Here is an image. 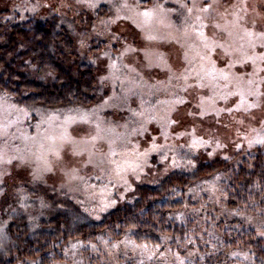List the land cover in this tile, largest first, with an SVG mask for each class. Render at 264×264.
<instances>
[{"label": "rangeland", "instance_id": "1", "mask_svg": "<svg viewBox=\"0 0 264 264\" xmlns=\"http://www.w3.org/2000/svg\"><path fill=\"white\" fill-rule=\"evenodd\" d=\"M22 1L0 0V10L13 8ZM31 1L38 3L44 11L54 10L67 15H73L77 10L87 11L91 20L94 7L118 3V15L115 32L107 41L110 52L98 56L89 52L94 45L92 41L96 40L95 35L77 40L80 58L95 62L98 99L94 105L46 113L35 107L21 106L0 94V153H3V160H0V243L6 235V224L17 213L18 203L26 205L39 199L37 204L27 206L31 209L43 204L46 197H56L60 201L70 198L98 220L100 215L129 201L139 184H153L173 171L227 160L238 153H252L259 148L264 151V144H249V140L264 137V95L249 97L258 107L237 111L234 103L237 97L221 99L222 95L236 90V81L225 87L227 82L220 80L218 85L204 89L189 88L185 92L184 82L175 78L184 67L196 66L198 60V49L189 51L195 37L188 40L184 36L183 20L187 13L179 7L184 0H151L148 4L143 0ZM138 2L142 7L164 4L169 9L164 23L154 22L144 26L143 30L137 27L140 18L136 16L138 9L135 5ZM125 3L128 8L123 7ZM243 3L244 0H219L220 6L211 15L219 20L218 13L225 10L238 12L240 8L232 5ZM246 3V9L240 14L249 23L256 21L254 30L258 33L264 29V0H246ZM77 23L82 26L79 17ZM205 31L210 32V29ZM149 34L156 39L148 40ZM230 42L234 48L244 43L239 36H234ZM185 51H189L190 58H193L192 65L184 63ZM255 51L259 54L264 50L257 46ZM222 59L217 60L218 68H226ZM253 67L262 65L236 64L231 71L243 81L254 80V87L264 93V84L260 83L264 72L253 76ZM177 98H182L185 103L177 104ZM200 98H205L207 111L204 115H200L202 109L197 107ZM70 115H87L89 120L88 123L77 120L67 126L74 144L63 143L60 139L64 122ZM169 118L179 122L170 124ZM97 124L100 125V138L92 141L91 136L97 133ZM53 137L56 138L55 145L63 146V160H57L50 154L54 147ZM194 137L207 143L193 148ZM110 140L115 141L111 145L117 152L114 157L109 155ZM74 146L86 149L84 154L73 155ZM9 159L11 163L7 162ZM112 160L120 167L111 163ZM222 177L217 173L203 182L199 181V186L189 191L197 196L192 198L199 203L198 206H186L180 209L181 212L174 213L180 218L187 217L189 212L186 209L191 208L199 221L193 235L197 237H193L194 249L181 254L164 245L166 240L163 245L152 246L139 244L127 236L112 241L106 231H100L95 242L71 241L59 252L64 260L53 264H208L213 254L207 249L222 248L220 245L225 248V254L229 252V257L245 258V253L228 246V241L233 239L230 235L232 231L254 230L264 239L260 235L264 232V212L230 210L223 201L224 197H220ZM204 194L207 197H200ZM207 202L213 209V215L203 208ZM47 204L50 205L46 207L49 212L51 203L47 201ZM24 262L37 263L25 260L17 264Z\"/></svg>", "mask_w": 264, "mask_h": 264}, {"label": "trees", "instance_id": "2", "mask_svg": "<svg viewBox=\"0 0 264 264\" xmlns=\"http://www.w3.org/2000/svg\"><path fill=\"white\" fill-rule=\"evenodd\" d=\"M117 5L108 3L94 7L92 20L87 11L77 10L73 15L44 11L31 0L1 9L0 94L21 106L35 107L46 113L94 105L98 99L95 62L80 58L77 40L95 35L97 41H92L94 45L89 52L94 56L110 52L107 41L115 32ZM217 173L223 176L220 197H224L230 210L264 212V151L259 148L227 160L173 171L153 184H139L129 201L100 215L98 220L70 198L60 201L46 197L43 204L31 209L27 206L37 204L39 199L37 203H18L17 213L8 220L6 235L0 243V264L25 260L53 264L64 260L59 252L71 241L95 242L100 231H106L112 241L127 236L139 244L159 246L166 240L164 245L184 254L195 248L193 237L196 236L193 235L199 221L191 208L186 209L187 217L180 218L174 213L186 206H198L192 198L197 196L189 191ZM47 201L51 203L49 212ZM203 208L213 215L208 202ZM230 237L233 239L228 241V246L247 256L231 258L220 245L222 248L207 249L213 254L208 264H264V239L257 232L232 231Z\"/></svg>", "mask_w": 264, "mask_h": 264}, {"label": "snow or ice", "instance_id": "3", "mask_svg": "<svg viewBox=\"0 0 264 264\" xmlns=\"http://www.w3.org/2000/svg\"><path fill=\"white\" fill-rule=\"evenodd\" d=\"M144 4L151 3V0H143ZM189 3L191 6H189ZM219 0H210V2H200L197 0H184L180 3L179 7L184 9L187 15L184 17V36L188 40L195 39L193 43L189 45V51L193 48H197L196 57H198L196 66L184 67L183 71L179 76L175 78L182 80L184 82L183 91L187 92L189 88L204 89L207 87H212L213 85H218L220 80L227 82L225 87H228L233 81H236V90L229 91L225 95L221 96V99L227 100L231 96H235L238 99L234 102L235 109L237 111L244 110L247 111L251 108L258 107L259 105L250 101L249 97H258L264 95L260 93L254 85L256 82L252 79L243 81L242 78L233 75L232 69L236 64L245 65L250 63L252 66L262 65V67L256 68L253 67L252 75L255 76L258 72H264V51L257 54L255 49L259 46L264 50V29L258 33L254 30L255 20H252L250 23L245 21L244 17L240 14L243 12L247 3L244 0L242 5H232L233 8H240L238 12L229 13L225 10L222 13H218L219 20L211 15L213 11H217L219 7ZM123 7L128 8L129 5L125 3ZM135 8L138 9L136 16L140 18V22L137 23V27L143 30L144 26H149L154 22L164 23L167 18V13L169 9L165 8L162 3L152 4L151 7H142L141 3H137ZM204 14H208L207 16ZM231 16L232 19H226V17ZM191 21V22H190ZM220 21H224L221 23ZM135 22V21H134ZM206 29H210V32H206ZM218 30V31H217ZM234 36H239L241 41L244 43L240 44L239 48H234L233 44L230 42ZM148 40H154L156 37L149 34L146 37ZM198 41V43H196ZM189 51L183 53V61L187 65H192L193 58H190ZM237 53L239 56L237 57ZM215 54V59L213 55ZM223 58V59H222ZM226 65V68H218L217 60H221ZM169 71L171 67L169 66ZM192 80L193 83H189ZM261 84H264V77L261 78ZM207 99H211L208 97ZM177 104L185 103L182 98H177ZM197 107L202 109L200 115L206 114L207 109L205 108V98H200ZM175 110V109H174ZM231 111V109H228ZM219 114V110H217ZM134 115H139L134 113ZM191 115V113H189ZM77 120L88 123L87 115L82 116H68L64 122V130L61 134V141L63 143L74 144V141L71 138V134L68 132L67 126H70L77 122ZM178 119L169 118L170 124H177ZM97 133L94 136H91V140L95 141L100 138V125H96ZM183 135V133L181 134ZM54 141V147L50 149V154L54 155L57 160H63L64 157L61 155L63 151V146L55 145V137L52 138ZM264 144V137H261L257 140H249V144L252 143ZM85 144L88 141H84ZM115 141H109V155L114 157L117 155V152L111 147ZM206 141H203L199 138H193L191 146L193 148L203 146L206 144ZM93 149L95 145H92ZM155 148V144L153 145ZM86 149H79L74 146L72 149L73 155H83ZM91 156V153H90ZM0 160H3V153H0ZM11 163V159L7 161ZM89 162H91L89 160ZM111 163L117 164L115 160H112ZM120 165L117 164V168ZM129 167H133L129 164ZM49 171L51 169H48ZM134 170V168H133ZM261 236H264V232L260 233ZM145 247H147L145 245Z\"/></svg>", "mask_w": 264, "mask_h": 264}]
</instances>
